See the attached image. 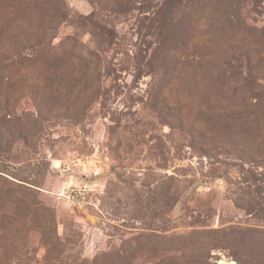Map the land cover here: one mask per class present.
<instances>
[{
    "label": "rangeland",
    "instance_id": "rangeland-1",
    "mask_svg": "<svg viewBox=\"0 0 264 264\" xmlns=\"http://www.w3.org/2000/svg\"><path fill=\"white\" fill-rule=\"evenodd\" d=\"M0 264H264V0H0Z\"/></svg>",
    "mask_w": 264,
    "mask_h": 264
}]
</instances>
